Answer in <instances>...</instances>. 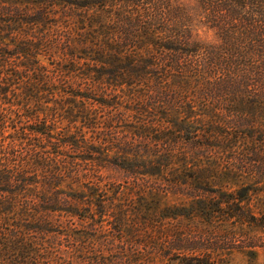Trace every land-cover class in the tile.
Returning a JSON list of instances; mask_svg holds the SVG:
<instances>
[{
	"label": "trees",
	"instance_id": "1",
	"mask_svg": "<svg viewBox=\"0 0 264 264\" xmlns=\"http://www.w3.org/2000/svg\"><path fill=\"white\" fill-rule=\"evenodd\" d=\"M190 1L194 14L177 0H0V102L8 105L0 112V264H145L156 254L166 229L148 231L158 219L140 165L107 154L101 163L132 181L104 185L94 164L69 171L53 157H69L88 130L111 143V152L119 139L110 128L115 116L104 126L102 119L115 107L114 91L128 86L140 105L147 96L158 104L173 96L160 95L161 82L135 89L147 74L172 75L175 93L190 92L209 117L213 129L206 138L218 142L212 130L233 127L225 140L229 149L235 152L238 142L248 147L250 140L264 168V0ZM199 31L213 32L215 40ZM45 53L53 70L42 63ZM65 121L70 135L55 134ZM120 141L114 148L126 154L141 149ZM100 150L82 160L103 159L95 155ZM218 167L229 172L228 164L195 166V180L223 178ZM257 210L239 216L263 228L264 200ZM189 235L176 234L182 264H216L206 235H196L203 245Z\"/></svg>",
	"mask_w": 264,
	"mask_h": 264
},
{
	"label": "rangeland",
	"instance_id": "2",
	"mask_svg": "<svg viewBox=\"0 0 264 264\" xmlns=\"http://www.w3.org/2000/svg\"><path fill=\"white\" fill-rule=\"evenodd\" d=\"M177 1L187 5L186 7L193 14L195 13L196 8L194 10L192 6L193 1ZM3 32L5 31H0V34ZM35 32L39 31H32V33ZM199 32L202 39L215 40L213 32ZM3 50L4 47L2 50L0 47V51ZM45 55L46 58L41 57L42 63L47 68L49 67V70H53L52 61L48 59L49 56L46 53ZM15 60L17 61L18 58L16 57ZM61 69L64 68L61 66ZM156 82H161L166 88L162 89L160 95H173L172 97L165 96L160 104L153 102V99L148 96L144 101L147 105L138 104L137 101L130 99V96L135 93L130 92L126 85L123 86V91L120 89L114 91V96L110 99L115 107L111 110L106 109L109 112L102 119L104 126V123L115 116L114 127L110 128H114L116 137L119 139L112 143L111 152H109L111 149L107 148L111 143L104 141L102 135L98 139L96 132L88 130L80 139L83 146L78 144L70 148L69 157L65 158L64 153L63 155L53 154V157L63 160L64 166L69 171L84 168L86 162H89V165L94 164L95 173L102 176L104 185L123 183L122 181L127 178L132 181L127 172L116 168L112 163L106 162L104 164L106 167H104L101 161L107 159V154L111 159L126 158L141 166L143 173L137 174L141 175L143 187L154 193V195H149V198L153 201L154 213L157 215L155 218L158 219L157 225L152 229L149 228L148 231L153 234L166 229L165 236L160 239L162 244L156 250V254L153 252L150 254L145 264H182L181 250H178L176 246L178 245L176 234L179 232L192 235L194 245H203L196 235L200 234L205 237V234L206 245L209 248L207 253H211L216 264H264V227H258L239 216L246 211L250 214H257L259 202L264 200V168H260L263 164L259 163L261 161L258 160L256 152L252 150L253 147L250 146L252 142L247 140L248 147H245L247 143L241 146L238 142L236 145L238 149L235 152L229 149L225 140L235 130L233 127L225 132H221L220 129L212 130L219 135V141L208 140L205 135L209 134L208 131H211L210 128L213 129V125L209 117L202 114L205 111L204 108L192 103L190 92L176 94L178 89L174 88V77L165 74L164 71L159 72L157 76L147 74L140 85L136 83L135 89L149 90V85L153 86ZM191 105H193V110ZM7 106L0 102V112ZM121 117L125 120L117 121ZM68 125L70 124L65 121L61 127L55 129V134L63 131L64 136L70 135L68 130L64 129ZM191 125L193 129L197 128L194 125L199 126L196 138L191 137ZM103 126L101 125V129ZM8 128L7 133L12 131L10 126ZM137 128L139 130L136 132L139 134L133 136L132 132ZM75 131L76 129L72 127L71 132ZM57 137L60 136L57 135ZM118 140L134 142L141 149L138 147L137 152L129 150L130 154H126L114 148L118 145ZM84 141L86 142L83 143ZM98 150L100 152H96L95 155L104 156L103 159L82 160L83 156L90 151ZM246 154L249 157L243 158ZM192 161H195V166L203 165L204 167L228 164L227 171L229 172L221 173L222 169L218 167L219 172L217 173L222 174L223 178L207 179L208 181L196 179V182L194 176L197 175L193 173L196 168L194 166L193 169ZM100 164L102 167H98ZM242 165L248 167L250 174L241 171L244 169ZM87 181L85 180L86 183ZM196 185L201 188H197ZM241 194H246L242 201H240ZM225 201L228 202L225 203ZM216 205L218 209L215 208ZM204 211L208 214L206 217L202 216ZM166 214H173L175 218H165ZM104 224H107V221ZM95 225V229L100 230V223ZM60 228L56 225L53 229ZM76 228L82 229L80 223L76 224ZM119 238L116 239L118 243ZM223 241L227 244L224 245Z\"/></svg>",
	"mask_w": 264,
	"mask_h": 264
}]
</instances>
